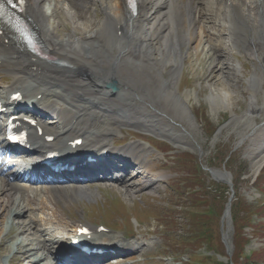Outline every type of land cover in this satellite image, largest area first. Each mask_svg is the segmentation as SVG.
I'll list each match as a JSON object with an SVG mask.
<instances>
[{
  "label": "bare ground",
  "instance_id": "1",
  "mask_svg": "<svg viewBox=\"0 0 264 264\" xmlns=\"http://www.w3.org/2000/svg\"><path fill=\"white\" fill-rule=\"evenodd\" d=\"M44 1L25 0V12L36 26L44 47L61 60L62 65L44 61L29 53L0 25V71L12 75L11 82L4 87V94L0 95V99L6 104L9 94L20 91L21 103L51 112L58 117L59 124L56 127H46L38 120L37 124L42 129L40 135L36 129H29L31 150L28 149V152L36 156L43 157L47 151H58L60 154L90 152L93 155L105 151L110 160L120 163L119 172L125 169L124 163L132 162L138 165L140 174L135 177L145 179L139 185L144 189H151L159 185V178L162 177L156 171L157 161L148 162L149 150L138 141H131L119 148L114 147L113 144L118 141L114 139L117 127L134 125L143 131L159 134L166 132L169 138L176 142L180 139L174 129L168 133L169 130L158 121L156 115L148 110L143 111L136 99L143 102L150 100L152 102H149V105L157 104L160 111L172 121L179 117L187 122L189 129H196V121L190 107L178 92L177 83L181 67L189 56V50L198 60H207V68L216 73V78L220 79L227 69L232 70L229 71L230 74L236 75L239 63L230 67L224 59L226 50L230 51L224 45V39L228 38L235 52L244 51L257 61L264 76V0H136L134 13L127 0H90L100 8V11L95 9L96 12L93 13L91 4H85L87 0H55L59 4L52 14L58 20L61 21L60 15L63 11L75 18L72 30L67 32L65 37L58 34L60 30H55V25L48 23L43 10ZM84 4L87 5L85 12L90 20H95L101 15L95 25L92 22L78 21L79 17L81 18L78 15L79 8H83ZM186 46L187 50H184ZM167 66L171 68L168 76L165 75ZM250 80L255 89L261 87L262 78L255 69L247 78L248 82ZM108 82H115L118 90L112 92L106 87ZM223 83L227 84L226 81ZM224 84L220 92L210 90L209 97L217 96L219 101L229 107L231 92ZM124 89H129L130 92ZM255 93L254 89L249 92V113H257L259 110L257 104L252 102ZM38 94L41 96L38 97ZM139 109L143 111V116H140ZM118 111L125 115L118 117ZM139 124H145V127ZM44 135H52L53 139L46 141ZM78 137L82 138V142L74 146L72 140ZM250 155L253 171L257 172L264 164V122L254 129ZM162 164L160 162L159 166ZM91 172L87 167L76 168L75 171L62 175L71 180L69 185H42L40 189L0 177V200L3 201L4 196L7 197L6 203L0 208L2 217L5 212V216L0 220V230L15 208L17 211L11 217V224L14 221L15 225L22 223L24 226L20 232L35 230L36 233H45L54 238L53 242L57 243L60 249L66 237H59L58 234L56 236V232L40 226L34 215L26 212L31 213L35 209L32 204L37 193L47 198L52 205L53 214L61 218L66 216L64 208H61L66 203L72 204L70 201L76 202L83 198L95 199L98 196V188L93 186L94 183H74V180L91 176ZM214 172L230 181L229 175L224 171ZM119 182L126 186V191L133 189L131 185L134 181H129L125 176ZM15 191L26 195L11 200L10 195ZM29 192L34 193L33 196ZM23 214H27L26 218L16 220V217L24 216ZM226 217L228 215H225V220ZM67 218L70 219L68 232L75 235L82 220ZM88 227L92 229L96 241H102L107 248L115 247L113 251L105 250L99 255L103 261L100 264H109L107 256L121 257V254L126 252L141 255L148 247V244L143 242L146 234L125 240L123 237L109 236L106 232H97L94 226ZM14 232L19 236L18 229H14ZM36 243L39 247L48 249L40 237H37ZM5 246L0 238V264H5L1 260L3 253L7 251ZM24 249L22 256L13 257L14 263H45L39 259L41 257L36 248L24 245ZM26 249L35 252L32 256L36 258L27 254ZM103 255L105 257H102ZM11 261L9 258L8 264H13ZM53 263L51 261L50 264ZM78 263L84 264L81 260ZM130 264H139V261L134 260Z\"/></svg>",
  "mask_w": 264,
  "mask_h": 264
},
{
  "label": "rangeland",
  "instance_id": "2",
  "mask_svg": "<svg viewBox=\"0 0 264 264\" xmlns=\"http://www.w3.org/2000/svg\"><path fill=\"white\" fill-rule=\"evenodd\" d=\"M57 4L59 3H56L55 0H45L43 3L44 13L48 22L55 25L51 26L57 31L60 30L58 34L65 37L67 32L73 28L67 16L72 19V23L75 22V18L62 10L67 16L61 14V21L58 20L51 13ZM85 4L95 3L87 0ZM85 4L83 8H79L78 15L81 18L79 17L78 21L92 22L95 25L101 15L95 20H90L85 12L87 8ZM227 40L230 41L229 38ZM224 44L226 47L229 46L226 40ZM183 49L187 50V46ZM188 52L189 56L181 67L177 87L179 94L190 107L197 128L189 129L187 122L179 117L172 121L160 111L157 104L149 105V102H152L150 100L141 102L136 99L139 104H142L143 111L148 110L157 116L158 121L166 126L165 129L169 130L168 133L172 129L177 131L180 140L173 141L166 132L160 135L153 134L125 125L117 127L119 131L115 136L119 139L125 136L124 143L116 146H123L132 140L140 141L142 140L139 138L141 136L153 145L155 144L156 149H153L149 142L140 141L149 148L150 161L158 160L156 171L162 175L160 184L151 189H144L139 185V182L143 181L142 178L130 179L134 181L131 185L133 186L132 190L123 192L124 187L117 185L108 188L99 187V196L96 200L84 199L80 204L78 203L81 199L76 202L70 201L73 203H66L61 208L67 210L69 212L67 214L76 216L75 218L80 217L77 218L79 220H82L83 216V220L86 222L101 223L112 228L113 230L108 231L111 234L109 236L123 237L124 234L127 235V240H131L133 235L146 234V239H143V242L147 243L148 247L141 256L136 254V259L141 260L139 264H225L229 257L233 258L236 264H264V201H262L264 199V165L254 174L250 155L254 129L264 122L262 69L257 61L249 57L246 52L242 51L235 55L232 50H226L224 55L226 63L231 67L232 64H235L234 62H238L239 71L233 75L230 74L232 70L227 69L219 79L216 78L214 71L207 68V60H198L192 51L188 50ZM166 68L165 75L168 76L171 68L168 66ZM254 69L262 78L261 87L257 89L251 80L247 81ZM223 81H226L227 84H224ZM6 84L8 83L0 82V91ZM223 84L231 92L232 99L229 101V107L219 101L217 96L209 97L210 90L220 92ZM251 89L256 91L252 102H255L259 108L257 113L247 112ZM124 90L130 92L129 89ZM165 108L168 109L167 106ZM139 110L137 112L143 116V111ZM121 114L122 112L118 111V117L125 115ZM149 116L152 117V115ZM132 117L136 118V116ZM142 127H145V124ZM160 162L164 163L161 166L162 169H159ZM198 164L202 166L200 170L197 167ZM207 167L224 169L230 174L233 194L226 183L215 181L212 178L206 170ZM138 189L140 190L138 191ZM189 189H191L190 193ZM21 194V192H14L10 197L19 199ZM230 195L233 196L230 206L229 229H227V219L222 220V214ZM35 199L33 206L36 209L33 213L43 227L57 228V230L69 229V221L64 222V218L59 220L52 217V206L45 198L37 194ZM5 203L0 200V207H3ZM59 203L61 204V202ZM208 206L212 210L208 209ZM14 209L11 216L17 211ZM3 213L4 217L5 212ZM27 214L16 217V220L26 218ZM11 216L7 218V222L2 224L0 230V238L7 248L2 257V261L6 264L9 258L12 259L13 264H16L13 262V257L22 256L25 244L35 248L38 236L34 232H21L19 236L11 235L13 229H21L24 226L22 223H18L15 227V224L13 225L15 221L11 224ZM3 217L1 214L0 220ZM45 222H49V224H44ZM203 229L205 232L207 230L204 240L203 237L191 241L185 240L191 235H200ZM226 231L230 256L227 255V246L222 238L223 232ZM129 233L132 234L131 237ZM40 238L44 239L46 244L49 243L45 239L48 238L45 233H42ZM49 244L51 245V243ZM26 250L27 254L36 258L32 256L35 252ZM38 251L41 256L39 259L47 263V249L41 247ZM129 262V258H126L120 264Z\"/></svg>",
  "mask_w": 264,
  "mask_h": 264
}]
</instances>
